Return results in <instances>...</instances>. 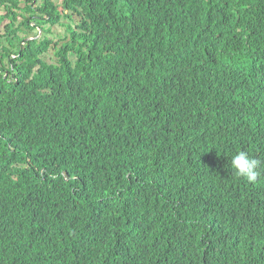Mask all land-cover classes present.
<instances>
[{
	"label": "trees",
	"instance_id": "obj_1",
	"mask_svg": "<svg viewBox=\"0 0 264 264\" xmlns=\"http://www.w3.org/2000/svg\"><path fill=\"white\" fill-rule=\"evenodd\" d=\"M240 150L264 0H0V264H264Z\"/></svg>",
	"mask_w": 264,
	"mask_h": 264
},
{
	"label": "clouds",
	"instance_id": "obj_2",
	"mask_svg": "<svg viewBox=\"0 0 264 264\" xmlns=\"http://www.w3.org/2000/svg\"><path fill=\"white\" fill-rule=\"evenodd\" d=\"M50 50H52L53 53L52 60H48L46 58V56L49 53H46L44 57L49 62L55 61L54 51L51 47L49 48L48 52ZM230 163H231V169L235 172L237 176L245 177L250 182L256 181L258 175L260 174V169L264 168V163H262L261 160L250 157L249 154L243 150L234 153L231 156ZM95 167H97V169H94L93 171L98 170V166Z\"/></svg>",
	"mask_w": 264,
	"mask_h": 264
},
{
	"label": "rangeland",
	"instance_id": "obj_3",
	"mask_svg": "<svg viewBox=\"0 0 264 264\" xmlns=\"http://www.w3.org/2000/svg\"><path fill=\"white\" fill-rule=\"evenodd\" d=\"M62 31H63V27L62 26H60V25H57V27H54L53 28V33H62ZM49 54L46 56V58L48 59V60H52V58H53V53H52V50H50L49 52H48Z\"/></svg>",
	"mask_w": 264,
	"mask_h": 264
}]
</instances>
